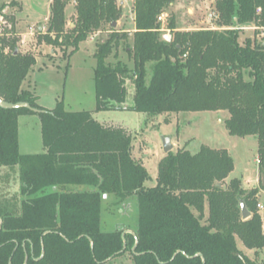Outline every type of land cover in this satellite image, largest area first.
Returning a JSON list of instances; mask_svg holds the SVG:
<instances>
[{"label": "trees", "instance_id": "1", "mask_svg": "<svg viewBox=\"0 0 264 264\" xmlns=\"http://www.w3.org/2000/svg\"><path fill=\"white\" fill-rule=\"evenodd\" d=\"M174 1L135 0L136 32L126 46L133 70L107 62L129 32L111 27L96 46V110H124L130 78L136 87L131 111L152 117L227 111L231 135L258 138L260 186L248 191L234 178L226 187L235 170L229 150L202 146L196 154L168 153L159 162L158 185L148 188L149 172L134 159V137L126 128L103 124L91 111H67L64 100L46 109L23 88L36 57L20 52L18 39L6 37L16 32L0 26L1 100L44 111L0 107V170L17 171L20 185L18 195H0V264H108L128 252L134 264H264L236 243L239 237L255 253L264 250L258 209L264 190V43L239 42L243 27L264 28V0H214L220 27L232 29L178 31L172 19L167 43L158 18ZM76 2L75 26L66 30L68 2L53 0L48 33L40 38L54 50L71 48L68 59L122 16L117 0ZM5 7L0 4V16ZM22 115L40 117L46 152L20 151ZM105 196L120 208L136 205L135 230L103 231ZM242 203L249 219H243Z\"/></svg>", "mask_w": 264, "mask_h": 264}, {"label": "rangeland", "instance_id": "2", "mask_svg": "<svg viewBox=\"0 0 264 264\" xmlns=\"http://www.w3.org/2000/svg\"><path fill=\"white\" fill-rule=\"evenodd\" d=\"M68 6L66 30L75 26L77 19L76 0H66ZM53 0H0V4H6L2 15L6 16V29L16 32L8 35V38L18 39L20 52L32 54L36 57V64L25 80L24 87L36 95L39 103L46 108L56 106L58 101L64 100L66 110L94 111L97 108L95 69L97 61L94 53L98 44H103L112 33L111 26L106 25L105 31L90 35L88 41L80 45V50L67 58L72 49H53L40 41L46 35L51 17V5ZM135 0H128L117 5L121 8L122 16L114 30L129 32V38L122 41L120 48L116 49L107 62L116 66L118 62L126 65L130 70L134 69V63L129 57L126 46L133 45L132 28L134 15L132 9ZM169 15L165 28L175 19L178 31L190 30H224L232 27H220L218 19H211V14L216 13L214 0H175L166 11ZM247 39L264 43V28H257L253 24L243 27L240 31V44ZM153 76V65L147 66L146 80L150 83ZM127 88V102L124 110L109 109L98 115L99 120L111 123L115 127H123L134 137L133 157L143 164L150 175L146 186L153 188L158 185L159 162L167 156L163 147L164 137H169L174 149L170 153L179 150H188L192 154L198 153L202 146L213 149L229 150L235 170L230 174L226 182L228 186L231 179L237 178L243 181L244 189L248 191L260 186L258 153L259 145L256 136L238 137L230 134L226 127V120L230 113L225 111L192 112L173 115H159L152 117L144 113L129 110L134 106L136 87L134 80H125ZM116 106V104H112ZM112 106V107H113ZM131 106V107H132ZM34 118V117H31ZM32 120H35L32 121ZM37 122V123H36ZM23 138H32L39 141L40 128L36 119L23 118L21 123ZM26 134V135H25ZM40 142V141H39ZM43 152V151H42ZM75 189H85L76 187ZM20 185L17 171L0 170V195L12 197L18 195ZM259 204H264V190L260 195ZM127 204L120 208L117 199L112 196L105 197L102 211V229L105 232L126 229L132 232L138 225V212L136 205ZM133 209V210H132ZM264 215V213H262ZM237 247L252 260L259 263L264 261V250L259 253L244 247L241 239L236 237ZM108 264H134L130 252L117 257Z\"/></svg>", "mask_w": 264, "mask_h": 264}, {"label": "crops", "instance_id": "3", "mask_svg": "<svg viewBox=\"0 0 264 264\" xmlns=\"http://www.w3.org/2000/svg\"><path fill=\"white\" fill-rule=\"evenodd\" d=\"M133 13V12H132ZM134 15V24H133V32H132V36L134 35V33L136 32L135 30V14L133 13ZM101 33V32H100ZM50 47V46H49ZM25 84V83H24ZM24 89L26 90H31L32 91V88L29 86V87H24ZM36 96V95H35ZM128 96V95H127ZM38 99V98H37ZM128 100V99H127ZM135 100V98H134ZM133 104H134V101H133ZM41 106H43L42 104H40ZM132 106V105H131ZM129 106V107H131ZM44 108H46L45 106H43ZM56 107V106H55ZM46 109H54V107L52 108H46ZM92 114L94 115V117L101 123L103 124H107L106 121H101L99 120L98 118V115L96 114H99L100 112H98L96 109L94 111H91ZM102 112V111H101ZM31 117H34V118H31ZM23 118H26V119H36V121H38V126L40 128V133H41V120H40V117L36 116V115H22V117L20 118V128H19V134H20V151L22 152V154H40V153H44L46 152L44 146H43V138H42V133L41 135L39 136V141L37 142V140L35 139H32V138H26L24 137L23 138V134H22V131H21V123L23 121ZM35 122V120H32ZM37 123V122H36ZM108 124H111V123H108ZM26 135V134H25ZM134 145V144H133ZM43 151V152H42ZM206 214L207 216H209L208 214V207H207V210H206ZM253 252V250H251Z\"/></svg>", "mask_w": 264, "mask_h": 264}, {"label": "water", "instance_id": "4", "mask_svg": "<svg viewBox=\"0 0 264 264\" xmlns=\"http://www.w3.org/2000/svg\"><path fill=\"white\" fill-rule=\"evenodd\" d=\"M118 25V22H115L113 24H111V27L112 28H116ZM0 107L3 108V109H22V108H27L29 110H31L32 112H34L35 114H39L40 112H44L43 110H38V109H35L33 108L30 103L28 102H22V103H11V102H8V101H3L1 100L0 98ZM163 147L165 148V152L166 153H170L174 147L171 143V139L169 137H164V140H163ZM106 197V196H105ZM241 213L243 215V219H249L252 215V213L249 212V210L247 209V206L246 204L242 203L241 204ZM127 233L125 232L124 234V237ZM125 248V247H124ZM28 261V256L26 258V263Z\"/></svg>", "mask_w": 264, "mask_h": 264}, {"label": "built area", "instance_id": "5", "mask_svg": "<svg viewBox=\"0 0 264 264\" xmlns=\"http://www.w3.org/2000/svg\"><path fill=\"white\" fill-rule=\"evenodd\" d=\"M127 1L128 0H117V2L119 4L125 3ZM168 17H169L168 13H163L162 15L159 16L158 21L161 24L160 28H159V31L161 33L162 40L164 42L171 43L172 40H173V32H172L171 29L165 28V24L167 22ZM210 18L211 19H214V18L218 19L219 15L217 13H212ZM6 24H7L6 16L1 15L0 16L1 31H3V29L5 28ZM258 209H259L260 213H264V204H258Z\"/></svg>", "mask_w": 264, "mask_h": 264}]
</instances>
